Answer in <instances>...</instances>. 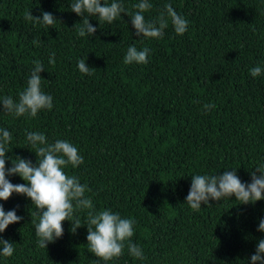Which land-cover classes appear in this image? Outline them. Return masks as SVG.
Returning <instances> with one entry per match:
<instances>
[{"label":"trees","instance_id":"trees-1","mask_svg":"<svg viewBox=\"0 0 264 264\" xmlns=\"http://www.w3.org/2000/svg\"><path fill=\"white\" fill-rule=\"evenodd\" d=\"M73 2L0 0V100L18 101L36 60L44 66L42 90L53 97V108L34 118L3 112L0 101V128L12 137L6 167L15 157L36 164L28 131L44 133L48 143L71 142L84 163L65 171L87 184L96 211L135 220L131 239L145 258L132 257L127 246L108 262L90 253L87 210L74 214L82 225L75 233L65 221L64 235L40 248L32 223L39 210L14 193L0 204L23 219L0 233L15 247L0 264H250L264 239L257 230L264 199L211 200L194 211L186 197L196 174L235 170L251 183L264 165V73L250 74L264 67V0H149L146 20L171 4L189 21L181 36L169 20L159 39L136 35L126 13L140 0H117L126 13L111 24L88 17L97 31L80 37L83 17L71 11ZM29 10L41 19L48 11L57 21L51 27L28 21ZM132 45L150 49L146 64L123 62ZM80 59L92 74L79 71ZM206 103L215 107L205 111ZM8 179L26 183L19 175Z\"/></svg>","mask_w":264,"mask_h":264},{"label":"clouds","instance_id":"clouds-1","mask_svg":"<svg viewBox=\"0 0 264 264\" xmlns=\"http://www.w3.org/2000/svg\"><path fill=\"white\" fill-rule=\"evenodd\" d=\"M133 7L136 9L134 13H126L124 6L117 0H112L111 3L103 0V6L102 0H74L70 4L71 11L83 17L77 28L80 37L93 36L97 31L88 17H97L101 26L104 22L113 23L122 13L130 16L136 35L141 38H162L169 20L177 35L182 36L188 31L189 21L178 14L171 4H165L164 11L154 20L145 19L144 13L152 8L149 0H140ZM25 19L49 27L57 21V18L48 11L42 12V19L33 16L31 10L26 11ZM33 43L38 44V41L34 40ZM149 52L148 47L138 50L134 45L129 46L123 62L146 64ZM33 63L34 68L27 86L19 93L18 101L11 96H5L0 100L3 112L16 117L28 115L34 118L40 111L53 108V97L42 90L41 72L44 66L39 60ZM49 63L55 64V53L51 54ZM77 66L81 73L92 74V68L88 67L84 59H80ZM262 73L264 67L260 65L250 69L253 77ZM203 107L205 111H209L215 105L206 103ZM11 139V133L0 128V200L7 201L15 193L32 201L33 206L39 210L38 220H32L38 247L47 248L49 243L61 238L64 235L65 221L72 222L71 231L75 233L82 225L78 218L74 219V214L87 210V246L90 253L108 262L123 255L127 246L132 257L140 260L145 258L143 249L131 239L135 234V220L122 218L118 212L114 213L110 209L96 211L93 200L86 196V192L90 191L87 184H82L77 175H69L65 171L68 166L75 169L84 163L83 156L74 144L63 139L48 143L44 133L28 131L26 139L36 149V164L31 160L15 157L12 158L13 166L7 168L6 161L9 159L7 145ZM256 171L260 175L253 172L251 183L242 182L235 170H226L222 175L196 174L192 176L186 203L194 211L200 210L202 204L210 206L211 200L221 201L232 197H235L239 204H255L264 199V165L257 167ZM14 175H19L26 183H12L8 177ZM22 219L15 209L5 211L3 204H0V233ZM257 230L264 232V219L259 221ZM14 252V244L0 237V255L11 257ZM250 264H264V239L258 241L256 251L250 257Z\"/></svg>","mask_w":264,"mask_h":264}]
</instances>
